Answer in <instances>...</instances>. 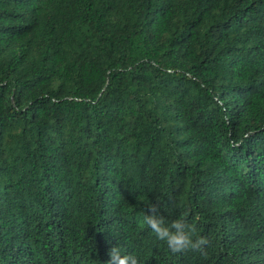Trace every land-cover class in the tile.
I'll use <instances>...</instances> for the list:
<instances>
[{"label":"trees","instance_id":"1","mask_svg":"<svg viewBox=\"0 0 264 264\" xmlns=\"http://www.w3.org/2000/svg\"><path fill=\"white\" fill-rule=\"evenodd\" d=\"M184 218L207 256L146 225ZM264 264V0H0V264Z\"/></svg>","mask_w":264,"mask_h":264},{"label":"clouds","instance_id":"2","mask_svg":"<svg viewBox=\"0 0 264 264\" xmlns=\"http://www.w3.org/2000/svg\"><path fill=\"white\" fill-rule=\"evenodd\" d=\"M148 213L144 217L146 225L155 233L158 240L166 243L173 254L198 251L207 256L205 248L210 246L211 241L207 237L193 239L195 224H189L184 218L173 220L170 225L167 224L165 217L159 214L160 210L156 204L149 207ZM109 256L107 264H140L136 255H122L119 247H113Z\"/></svg>","mask_w":264,"mask_h":264}]
</instances>
